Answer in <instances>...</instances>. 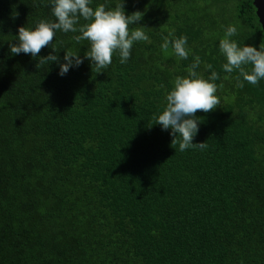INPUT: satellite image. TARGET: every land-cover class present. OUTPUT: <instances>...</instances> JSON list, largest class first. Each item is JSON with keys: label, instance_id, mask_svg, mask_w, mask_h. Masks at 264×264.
Returning a JSON list of instances; mask_svg holds the SVG:
<instances>
[{"label": "trees", "instance_id": "1", "mask_svg": "<svg viewBox=\"0 0 264 264\" xmlns=\"http://www.w3.org/2000/svg\"><path fill=\"white\" fill-rule=\"evenodd\" d=\"M123 2L127 15L143 13L129 30L144 26L149 39L97 73L79 32L57 31L56 52L11 54L20 26L55 17L51 0H0V264H264V79L237 87L219 49L234 25L230 39L259 50L253 1L89 6ZM169 32L187 37V60L161 49ZM69 49L79 67L37 69L40 56L63 63ZM197 55L200 75H220V105L196 113L193 143L208 147L180 152L152 117Z\"/></svg>", "mask_w": 264, "mask_h": 264}, {"label": "clouds", "instance_id": "2", "mask_svg": "<svg viewBox=\"0 0 264 264\" xmlns=\"http://www.w3.org/2000/svg\"><path fill=\"white\" fill-rule=\"evenodd\" d=\"M90 3L91 0H51L55 20H40L34 30L20 26L15 39L18 42L10 44V53L13 55L31 54L36 58L41 50L49 45L53 52H56L52 45L57 31L79 32L80 34L74 35L73 39L77 43L82 40L90 43V48L84 58L91 61L92 68L95 67L97 73L111 65L113 54L117 52L120 63L126 64L130 59L134 42L149 39L143 30L144 26L129 30V25H139L143 13L135 11L127 15L124 2L117 4L114 8H107L105 4H100L95 9L89 6ZM81 19L86 22L81 24ZM236 33L237 28L230 25L224 37L219 41L220 52L226 59L222 65L223 71L229 74L236 71L237 87L243 88L245 81L257 85L260 80L264 79V42L260 44L259 50L254 46L241 47L230 39ZM162 39L161 49L164 52L168 51L171 44L178 58L188 59L189 49L186 36L173 38V33L169 32L167 36H162ZM39 58L37 69L50 62H56L59 65L61 76L67 74L70 68L79 67L84 59L70 49L66 50L63 63L57 55L52 53ZM200 63V56H195L187 70L188 75L175 78L172 90L166 95V106L162 112L152 117L155 124L162 126V130L171 129L170 135L173 137L171 146L180 152L190 148L203 151L208 147L207 142L193 143L201 122L196 113L198 111L208 113L220 105L215 83L220 79V75L212 70L210 76L205 79L197 72ZM207 68L212 69V65H207Z\"/></svg>", "mask_w": 264, "mask_h": 264}, {"label": "water", "instance_id": "3", "mask_svg": "<svg viewBox=\"0 0 264 264\" xmlns=\"http://www.w3.org/2000/svg\"><path fill=\"white\" fill-rule=\"evenodd\" d=\"M252 1H253V7L256 10V16L262 28L263 40H264V0H252Z\"/></svg>", "mask_w": 264, "mask_h": 264}]
</instances>
